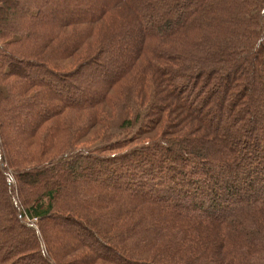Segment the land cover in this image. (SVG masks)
<instances>
[{"label": "trees", "instance_id": "trees-1", "mask_svg": "<svg viewBox=\"0 0 264 264\" xmlns=\"http://www.w3.org/2000/svg\"><path fill=\"white\" fill-rule=\"evenodd\" d=\"M0 264H264V0H0Z\"/></svg>", "mask_w": 264, "mask_h": 264}, {"label": "rangeland", "instance_id": "rangeland-1", "mask_svg": "<svg viewBox=\"0 0 264 264\" xmlns=\"http://www.w3.org/2000/svg\"><path fill=\"white\" fill-rule=\"evenodd\" d=\"M86 73H84V75H85ZM84 75L83 76H80L79 77V80H81V78L82 79H84ZM90 78V79H89ZM86 79V78H85ZM93 79H98V76H97V73L96 72H91V75L90 76H88V78L86 79V80H88V81H90V80H93ZM86 80H82V81H86ZM83 84H86V82H82ZM88 89H87V87H85L84 88V91H87Z\"/></svg>", "mask_w": 264, "mask_h": 264}]
</instances>
